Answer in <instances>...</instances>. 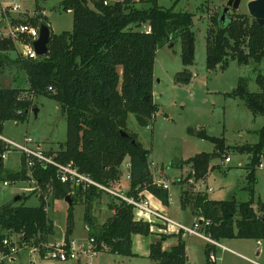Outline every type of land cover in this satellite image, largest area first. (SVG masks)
Wrapping results in <instances>:
<instances>
[{
	"label": "trees",
	"instance_id": "1",
	"mask_svg": "<svg viewBox=\"0 0 264 264\" xmlns=\"http://www.w3.org/2000/svg\"><path fill=\"white\" fill-rule=\"evenodd\" d=\"M175 5L163 8L157 0H123L113 4L104 0H62V9L73 13V31L55 34L51 30L49 53L38 60L14 57L15 43L2 37L0 32V134L6 122L27 120L28 113L36 108L35 97L54 99L67 119V141L57 152H47V156L54 157L58 163L72 165L118 192H122L128 173L130 186L126 193L129 197L139 199L140 194L148 192L168 207L169 192L154 183L151 153L136 135L129 133L127 122L133 114L141 127H148L159 112L154 102L155 63L159 48L169 40L181 39L182 43L181 58L185 69L177 74L176 83L188 85L192 80L187 68L195 64V15L177 13ZM221 11L211 17L213 27L206 36L207 70H225L232 61L240 66L261 64L264 61V27L245 14H229L223 22ZM16 23L26 24H13ZM32 24L36 28L41 24L48 25L44 20ZM14 71L18 75L7 88L1 76ZM256 83L260 92L252 93L248 90V80L242 78L236 89L225 96L242 101L254 117H264L262 74L257 76ZM258 135L259 142L255 145L232 147L227 145L225 138H213L206 132H199L198 137L215 145V152L191 158L188 161L191 173L187 180L205 181L212 170V161L233 150L252 155L248 179L254 186L257 183L256 167L262 165L264 126ZM5 151L6 146L0 141V179L4 172L1 156ZM124 166L128 169L126 172H123ZM32 174L45 191L48 186L52 187L54 201L72 199L66 229V241L70 243L76 205L73 189L59 181L57 170L52 166H37ZM6 178L5 182L15 183L28 180L24 157L21 169L9 173ZM77 193L85 197L84 219L88 238L94 240L93 248L100 254L135 257L132 236L151 235V224L136 221L132 205L109 196L112 198L109 209L113 215L99 225L92 209L93 203L104 192L91 188L87 191L79 189ZM183 194L182 208L189 206L195 217L210 222L204 232L212 239L218 242L233 239L264 241V202L259 200L255 204L253 198L246 202L236 199L214 201L206 193L188 195L185 191ZM45 195L41 196L38 207L25 206L23 201L26 199L22 197L20 205L13 202L0 208V255L10 256V248L3 242L17 235L19 244L39 249L41 255L46 256L45 247L56 231L48 217ZM164 238L162 236L159 242L151 245L150 259L157 264H186L183 238L179 236L177 246L163 251ZM212 250L207 244V257Z\"/></svg>",
	"mask_w": 264,
	"mask_h": 264
},
{
	"label": "rangeland",
	"instance_id": "2",
	"mask_svg": "<svg viewBox=\"0 0 264 264\" xmlns=\"http://www.w3.org/2000/svg\"><path fill=\"white\" fill-rule=\"evenodd\" d=\"M14 1L20 5L21 13L12 15L13 23L24 22L33 25V21L44 20L55 34L73 31V13L62 9V0H0L4 6ZM104 1L113 4L123 0ZM227 3L228 0H157L160 7L171 8L176 4L175 12H190L195 15L193 27L196 41L195 64L187 68L193 77L188 85L176 83L177 74L185 69L181 58L182 43L181 39L175 42L172 39L169 40L165 46L159 48L155 63V102L159 107V112L148 127H141L133 114L129 115L127 122L129 133L136 135L142 146L151 153L150 166L154 177L167 180L171 186L172 200L168 211L169 217L190 227L194 222H201V219L192 214L189 206L186 209L182 208L181 196L184 197L185 191L188 195H197L207 190L209 199L214 201L236 199L246 202L253 198L255 204L259 200L264 202V153L261 157L263 166L256 167L257 183L254 186L248 179L250 173L248 167L251 166L252 155L233 150L227 152L225 157L212 161V170L205 181L187 180L188 174L191 173L188 161L199 154L215 152V145L196 136V133L203 131L213 138H225L229 146L242 147L257 144L259 142L258 132L264 126V117H254L242 101L225 96L236 89L242 78L248 80L250 92H260L256 78L259 74L264 76V61L261 64L249 66H240L232 61L227 69L217 68L213 72L208 71L206 67V36L208 30L213 27L211 17L220 13ZM247 4V0H244L240 9L232 10L230 15H249ZM4 28H7L6 24L0 25V32ZM145 29L147 30V27ZM13 56H20L19 50ZM17 75L15 71L3 75L1 81L9 79L12 86ZM33 104L38 110L37 116L34 110H31L27 120L22 123L6 122L2 135L22 145L26 144L28 139L30 142L28 146L32 149L39 147L45 153L57 152L60 145L67 141V119L54 99L39 96L34 98ZM22 157L24 156L20 152L14 150L8 153L7 158L3 160L4 172L3 178L0 179V208L13 203L17 196L26 199L23 201L25 206L38 207L41 205L42 193L46 194L48 217L54 223L56 231V235L51 238L48 246L61 242L66 237L68 204L65 201H54L51 192L45 191L42 186L40 196L36 192V190L40 191V185H37L36 189L34 182L32 184L30 181L22 183L9 181V186L4 185L9 173L18 172L21 169ZM226 157L230 158L229 163L225 162ZM177 160L180 161L178 165H176ZM124 171H127L125 166ZM129 186L130 182L125 179L122 191L127 192ZM74 197H76V205L74 206V228L71 237L88 245L89 236L83 204L85 197L78 193ZM139 199L143 200L142 197ZM111 201L112 198L103 193L93 203L92 214L100 224L107 220V206L109 207ZM20 204L18 202V205ZM155 224L158 225L156 222ZM156 229L160 232V227L156 226ZM160 233L162 236L165 235L163 232ZM167 235L166 233L165 236ZM11 239L18 243L20 251L14 257L8 258L7 256L3 264H34L32 263L34 258L37 259L36 263L40 264H74L46 259L39 253L31 254V247L19 244V236L14 235ZM149 239L155 242L156 237L150 235ZM185 239L195 248L190 255V263L209 264L205 252L206 241L195 238L193 235H185ZM237 240L239 241L227 243L223 240L222 242L242 257L233 252L217 249L216 264H255L254 262L264 264V242L263 251L258 257L259 247L255 240ZM85 262L84 259L83 263ZM110 263L111 258L103 255L95 256L92 260V264ZM146 263L150 264L148 261ZM127 264H143V262L127 260Z\"/></svg>",
	"mask_w": 264,
	"mask_h": 264
},
{
	"label": "built area",
	"instance_id": "3",
	"mask_svg": "<svg viewBox=\"0 0 264 264\" xmlns=\"http://www.w3.org/2000/svg\"><path fill=\"white\" fill-rule=\"evenodd\" d=\"M19 13H21L20 5L16 1L8 6L2 5L0 2V25H7V28H4V30L1 32V36L11 39L15 43L17 50H19L20 56H22L23 58L28 60H38L39 56L36 54L33 44L39 38V27L36 28L29 24H19L13 26L12 15L15 16ZM0 141L6 146V151L1 156L2 160H5L7 158V154L14 150L20 152L24 156L28 177V180L26 181H30L32 184L35 183V188L40 184L34 179L32 170L37 166H41L44 168L52 166L57 170V177L59 181L63 184H69L71 186V188L73 189V195H75L79 189L87 191L91 188H95L97 189V191H102L111 197L121 199L127 204L132 205L134 210V217H138L140 219L139 221L151 224V232L154 231V228H156V226L160 227V230L162 229L161 231H168L169 227H172L176 229L179 235H193L206 241L208 245L211 246V248H222L226 250L223 245H221L218 241L212 239L210 236H207L204 232V228L210 225L209 221H204L203 219H201V222H194L193 226L191 227L185 226L171 219L166 212L152 208L149 200L146 198V195L149 194L148 192L140 194L139 197H142L143 199L140 200L134 197H129L124 191L118 192L112 188H108L96 182L90 175L79 172L72 165L56 162L54 160V157L47 156L46 153L39 147L35 149L30 148L28 146V144L30 143L28 139L26 140V144L22 145L0 134ZM230 161L231 160L229 157L225 159V162L227 163H229ZM126 167H129V165H126ZM127 178L130 179V174L127 175ZM190 181L192 182V180ZM154 183L156 186L164 190L168 191L170 189V185L165 181L159 180L154 181ZM4 185L9 186L10 183L7 181L4 182ZM47 190L48 192H52V187L49 188L48 186ZM41 191L42 190L40 185V191L36 190V192L41 196ZM145 216H150L158 223V225H156L155 222L152 223L151 221H147V217ZM70 239V243L68 244L65 237L61 242H56V244L52 243L49 246L47 245L45 247L47 253L44 258L56 260L59 262L92 264L93 258L100 254L93 248V239H89L88 245L78 242L74 238ZM3 244L10 248V256H8V258L14 257L20 251L18 243L13 241L12 239L7 238L6 240H4ZM30 253H39V255H41L40 250L36 248H32ZM6 257L7 256L0 255V264H3V261L4 259H6ZM84 259L86 260L85 263H83ZM217 261L218 258L216 257V253L214 252V250H212L208 255V263L216 264Z\"/></svg>",
	"mask_w": 264,
	"mask_h": 264
},
{
	"label": "crops",
	"instance_id": "4",
	"mask_svg": "<svg viewBox=\"0 0 264 264\" xmlns=\"http://www.w3.org/2000/svg\"><path fill=\"white\" fill-rule=\"evenodd\" d=\"M251 0H247V2H249ZM157 58V57H156ZM155 98H156V90H155V84H154V102H155ZM156 103V102H155ZM128 165V164H127ZM263 166V164H262ZM128 170V169H127ZM126 172V171H125ZM128 175V173L126 174ZM153 177H154V174H153ZM128 180V179H127ZM154 180L155 181H165L166 183H168L167 180H162V179H157L154 177ZM22 183V182H21ZM212 189V188H210ZM169 194H170V202L172 200V195H171V186H170V189L168 190ZM205 193L208 195L209 197V193L207 192V190L205 191ZM146 198L149 200L150 202V205L152 208L154 209H157V210H160V211H163V212H166L169 216V207H170V204L168 207L164 206L157 198H155L153 195H146ZM107 220L113 215V211H111L109 209V207L107 206ZM93 215V214H92ZM147 217L146 220L147 221H151L152 223L153 222H156L155 220H153L150 216H145ZM136 221H139L140 219L137 217H134ZM107 220H104L103 223L100 224V222L97 221V223L99 225H102L104 224ZM175 221V220H174ZM177 222V221H176ZM157 223V222H156ZM181 224H183L182 222H180ZM194 224V223H193ZM185 225V224H183ZM187 226V225H185ZM190 227V226H189ZM160 232H163L165 235L166 233L169 235V234H172V235H175L174 237L171 236L169 237L167 235V237L165 235V238H164V241L162 243V250L163 251H169L171 250L173 247L177 246L178 245V242H179V236H181L183 238V240L185 241V244H186V253H187V261H186V264H191L190 263V255L193 251H195V248L187 241V239H185V236H182V235H178L176 229L172 228V227H169V230L168 231H161L159 230ZM158 232V230L156 228H154V231H152V234L151 235H155L156 239H155V242H153L151 239H149L150 235L149 236H142V235H137V234H134L132 236V253L134 254L135 257H119V256H115V255H111V254H98V255H103V256H108L109 258H111V263L110 264H127V260H141L143 262V264H147L146 262L148 261L150 264H157L155 261L151 260L150 259V249H151V245L152 244H155L157 242H159L161 239H162V235L161 233ZM178 235H176V234ZM197 238V237H195ZM200 239V238H198ZM202 240V239H200ZM225 242H236V241H239L237 239H233V240H224ZM222 241H220L219 243L221 245H223L226 250L222 249V248H212L214 250V252L216 253L217 249L219 250H222V251H225V252H233L230 248H228L225 244H223V242L221 243ZM257 242L258 244V247H259V250H258V253H257V256L260 257L261 256V253H262V244L264 241H255ZM207 243V242H206ZM208 244V243H207ZM207 246V245H206ZM234 253V252H233ZM236 255H238L237 253H234ZM97 255V256H98ZM240 257H242L241 255H238ZM244 259H247L245 257H243ZM37 259H33V262L34 264H40V263H36ZM43 261V260H41ZM74 264H81V263H77V262H72ZM255 264H259V263H256L254 262Z\"/></svg>",
	"mask_w": 264,
	"mask_h": 264
},
{
	"label": "water",
	"instance_id": "5",
	"mask_svg": "<svg viewBox=\"0 0 264 264\" xmlns=\"http://www.w3.org/2000/svg\"><path fill=\"white\" fill-rule=\"evenodd\" d=\"M244 0H228L227 5L221 11V21H225L231 11H238ZM249 16L254 19L259 26L264 27V0H251L247 4ZM51 40V28L49 25L41 24L39 26V38L34 42V50L39 57L46 56L49 53V44ZM4 84L7 88L11 87V81L9 79L4 80ZM34 113L37 116L38 110L34 109ZM126 136V134H123ZM198 136V133H196ZM180 163L176 161V165ZM22 200L21 196L15 198L14 203H18ZM65 202L68 206H72V199L67 197Z\"/></svg>",
	"mask_w": 264,
	"mask_h": 264
}]
</instances>
